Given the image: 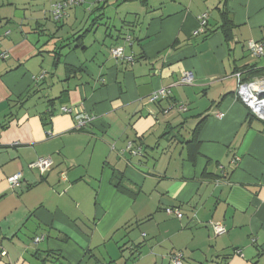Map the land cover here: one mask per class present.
I'll return each instance as SVG.
<instances>
[{
  "label": "crops",
  "instance_id": "crops-1",
  "mask_svg": "<svg viewBox=\"0 0 264 264\" xmlns=\"http://www.w3.org/2000/svg\"><path fill=\"white\" fill-rule=\"evenodd\" d=\"M60 1L0 0V264H264V125L236 97L263 79L264 0H84L55 22Z\"/></svg>",
  "mask_w": 264,
  "mask_h": 264
},
{
  "label": "built area",
  "instance_id": "built-area-1",
  "mask_svg": "<svg viewBox=\"0 0 264 264\" xmlns=\"http://www.w3.org/2000/svg\"><path fill=\"white\" fill-rule=\"evenodd\" d=\"M102 2L105 0H101ZM84 3V0H63L57 2L53 5L50 15L53 21L59 22L66 16V9L69 7L81 6ZM207 25V15L204 14L199 18V30L198 32H203ZM197 32V33H198ZM194 33V34H197ZM246 48L248 52L256 57L264 56V44L261 42H247ZM110 54L114 59L126 60L127 62H132V57H126L123 53V49L116 47L110 49ZM0 58L6 59L7 53L2 52ZM193 82V74L191 72H185L182 74L179 84L183 86L191 85ZM261 88H264V78L254 80L253 82H242L237 76V90L236 97L241 100L249 109V111L256 116L258 119L264 121V92ZM169 97V91L167 89H160L148 97V101L151 104L158 103L161 100L167 99ZM173 107H176L178 112L184 113L186 107L180 104H174ZM263 107V108H262ZM60 111L64 114L71 113V109L63 107ZM217 117L221 118V114H217ZM93 117L88 114H77L75 116V129L80 130L92 124ZM131 146H128L130 149ZM53 161L50 157L39 158L33 164L29 165V168L37 170L41 175L47 174L52 169ZM61 179H65L62 176ZM21 180V174L12 175L7 179L8 185L11 189L17 187ZM167 215H172L177 219L182 218V214L176 208H167L165 209ZM214 235L219 237L226 233L225 228L221 224H214L213 226ZM39 239H36L35 242H38ZM4 255V254H3ZM170 264H182L181 255L174 254L170 256Z\"/></svg>",
  "mask_w": 264,
  "mask_h": 264
},
{
  "label": "trees",
  "instance_id": "trees-1",
  "mask_svg": "<svg viewBox=\"0 0 264 264\" xmlns=\"http://www.w3.org/2000/svg\"><path fill=\"white\" fill-rule=\"evenodd\" d=\"M127 1H132V0H127ZM140 1L141 2H144V3L146 2V0H140ZM220 19H221V27H220V29L222 31V34H223V36L225 37L226 40H229L231 38V26H232V22L229 19L228 14H227L226 11H223L220 14ZM84 34H85V32L81 36L77 37L76 40L81 39L84 36ZM248 78H251V79H253V78H264V69H256L255 70V69L251 68L249 70V73H248L247 79ZM242 82H246V81H242ZM249 117L250 118H253L254 117V115L250 111H248V118ZM262 123L264 125V121H262ZM201 124H202V121H200L197 124V126H196V128H195V130L193 132L194 134H196V132L199 129V127L201 126ZM193 142L194 141L192 140L191 142H188V144L193 143ZM116 188L119 189L120 191L124 192V188H123V186L120 183L116 184ZM174 254H178V253H174ZM179 254L181 255V260H182V264H183V255L181 253H179ZM238 254H240V253H238Z\"/></svg>",
  "mask_w": 264,
  "mask_h": 264
},
{
  "label": "rangeland",
  "instance_id": "rangeland-1",
  "mask_svg": "<svg viewBox=\"0 0 264 264\" xmlns=\"http://www.w3.org/2000/svg\"><path fill=\"white\" fill-rule=\"evenodd\" d=\"M89 2H91V0L89 1ZM101 9H102V7H101ZM83 11V10H82ZM82 11H81V13H82ZM93 17H95V12H94V14L92 15ZM103 22L105 21V20H102ZM96 23V22H95ZM98 24V23H97ZM96 25H94L93 27H95ZM91 35H93V34H91Z\"/></svg>",
  "mask_w": 264,
  "mask_h": 264
},
{
  "label": "bare ground",
  "instance_id": "bare-ground-1",
  "mask_svg": "<svg viewBox=\"0 0 264 264\" xmlns=\"http://www.w3.org/2000/svg\"><path fill=\"white\" fill-rule=\"evenodd\" d=\"M262 89V91L264 92V88H261ZM263 108V107H262Z\"/></svg>",
  "mask_w": 264,
  "mask_h": 264
},
{
  "label": "water",
  "instance_id": "water-1",
  "mask_svg": "<svg viewBox=\"0 0 264 264\" xmlns=\"http://www.w3.org/2000/svg\"><path fill=\"white\" fill-rule=\"evenodd\" d=\"M263 116H264V113H263Z\"/></svg>",
  "mask_w": 264,
  "mask_h": 264
}]
</instances>
